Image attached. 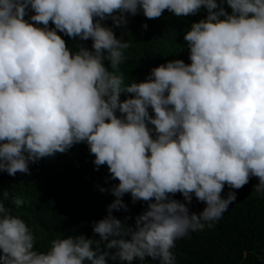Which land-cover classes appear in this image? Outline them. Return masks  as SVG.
Here are the masks:
<instances>
[{"label":"clouds","instance_id":"obj_1","mask_svg":"<svg viewBox=\"0 0 264 264\" xmlns=\"http://www.w3.org/2000/svg\"><path fill=\"white\" fill-rule=\"evenodd\" d=\"M202 8L183 34L189 63L169 60L124 83L129 43L113 27L125 14ZM58 33L78 42L69 48ZM80 143L117 181L107 215L92 224L99 239L57 236L37 251L4 190L0 264H176V241L214 227L236 199L221 197L226 185L256 177L264 198V0H0V171L30 174V164ZM125 194L146 203L133 225L112 215L127 210ZM193 196L205 204L198 214L189 211Z\"/></svg>","mask_w":264,"mask_h":264},{"label":"trees","instance_id":"obj_2","mask_svg":"<svg viewBox=\"0 0 264 264\" xmlns=\"http://www.w3.org/2000/svg\"><path fill=\"white\" fill-rule=\"evenodd\" d=\"M225 9L231 11L226 4ZM205 15L203 8L196 15L186 17H175L167 10L153 19L144 17L142 11L134 16L125 14L126 23L113 27L114 35L129 43L125 50L126 60L119 67L124 83L133 79L143 81L151 68L169 60L181 59L189 63L183 34L191 23ZM103 23L112 27L110 19ZM144 24L147 29L142 28ZM49 27H54L51 22ZM58 34L69 48L78 42ZM83 43L91 47V40ZM124 98L122 94L121 99ZM93 159L87 145L80 143L66 153L30 164V174L18 172L9 176L0 171V199L3 191L8 190L9 200L4 201L5 206L32 229L37 251H46L50 240L57 236L82 234L86 238L99 239L98 234L92 232V224L107 215V206L115 199L109 189L117 181L108 179L106 166L95 169ZM257 183L256 177H250L240 189H230L226 185L221 197L226 198L227 193L233 191L236 199L214 227H205L191 233L190 238L176 241L172 249L176 264H264V198L258 197L253 190ZM100 188L105 191L101 192ZM12 198H19L21 205L13 204ZM172 198L183 202L180 193ZM122 200L127 210H113L112 215L133 225L134 218L146 209V203H132L129 194ZM188 207L190 212L198 214L205 204L197 202L193 196ZM125 217H128L126 221ZM132 264L140 262L134 259ZM145 264H158V261L145 257Z\"/></svg>","mask_w":264,"mask_h":264}]
</instances>
